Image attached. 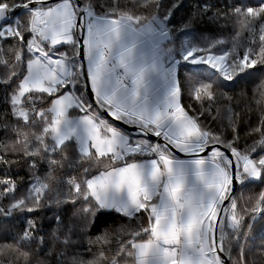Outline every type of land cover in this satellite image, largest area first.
I'll return each mask as SVG.
<instances>
[{
    "label": "snow or ice",
    "instance_id": "snow-or-ice-1",
    "mask_svg": "<svg viewBox=\"0 0 264 264\" xmlns=\"http://www.w3.org/2000/svg\"><path fill=\"white\" fill-rule=\"evenodd\" d=\"M180 7V0H0V87L10 90L0 132L15 135L12 152L19 146L33 172L48 165L23 196L11 177L0 179V218L80 205L73 213L80 224L55 237L60 250L33 260L21 244L38 224L26 219L15 242L0 243V256L9 253L0 264H249L244 244L264 220V188L247 197L236 191L264 185V76L247 105L258 106L259 122L243 144L237 98L227 90L264 71V0L231 6L237 28L224 48V40H181L190 20L175 25ZM185 94L199 109L184 105ZM221 116L230 135L202 121ZM7 156L0 142V164L9 165ZM65 185L67 194L59 191ZM102 212L120 220L93 238ZM77 227L87 252L95 245L98 254L75 249Z\"/></svg>",
    "mask_w": 264,
    "mask_h": 264
},
{
    "label": "trees",
    "instance_id": "trees-1",
    "mask_svg": "<svg viewBox=\"0 0 264 264\" xmlns=\"http://www.w3.org/2000/svg\"><path fill=\"white\" fill-rule=\"evenodd\" d=\"M128 0H121L122 4L127 3ZM165 4L168 0H164ZM237 0H180L181 7L176 11L174 16V23L177 27H180L183 22L190 20V27L186 30V34L182 35L181 40H190L194 43L210 42L214 40H224L228 43L221 45V48L228 47L235 34L237 28L236 17L231 14V6L236 3ZM255 2V0H252ZM204 5H209L211 10L204 14L201 12V8ZM219 13V15H217ZM179 34V33H178ZM6 69L0 66V74L4 73ZM178 74L181 80L185 79L189 73L187 67H181L178 69ZM264 76V71L256 72L247 81L241 82L235 88L228 89V95L237 98L232 101L234 110L239 113L236 118L240 126V134L242 137L241 144L244 142L245 133L249 131L250 128L257 126L259 122V108L257 105L252 104L249 109L247 105L249 104V97L252 95V90L254 89L256 83L259 79ZM10 90L0 87V113L7 112L9 110V103L7 99L8 92ZM242 93H247V95L242 97ZM183 103L185 106H191L192 109H199V104L194 100H191L187 94L183 98ZM215 115V112H213ZM203 123L211 125L212 128L225 131L226 135H230V129L228 128V122L221 116V118L213 121L210 117L202 118ZM256 134L248 137V143H251L253 139H256ZM16 137L11 132H0V142L7 146L9 165L0 164V179L5 177H11L17 186L16 196L26 195L31 183L33 182L34 175H39L43 177L48 172L47 164H40L38 170L33 172L29 169L28 163L25 159L19 155L22 149L16 146V153L12 152L13 142ZM66 170H59L55 172L56 176H65ZM264 185H260L258 182L251 184L248 188H239L236 195L239 197L241 193L247 197L249 194H258ZM57 188L54 186L53 191L49 193L50 196L55 197L57 194ZM59 191L63 194H67V186L59 188ZM7 203V201H5ZM243 203V201H241ZM80 205L65 204L60 207L52 205L51 207H44L37 213H17L9 218H0V243L8 241L15 242L21 235L26 219L37 220L38 229L36 232V237L31 241H25L21 244L24 250H27L31 254L33 260L40 259L44 257L47 250L55 248L57 251L60 250L63 245L55 239L59 237L60 240L68 234L69 227L78 226L80 224L79 218L75 217L73 213L79 208ZM59 216L60 220L57 221L56 217ZM120 218L115 213L102 212L98 214L95 224L91 227L89 235L93 238L102 233L106 228L114 226L119 222ZM75 240V249L80 250L86 254L87 258L98 254V247L93 245L91 247V252H87L88 244L87 238L84 237L82 233H79L78 227L73 235ZM240 243H243L241 241ZM114 250L115 244L111 246ZM245 248V259L252 264H264V254H262V249H264V220H257L253 225L251 233ZM105 253L110 257L111 252H109V246H104ZM239 245L234 242L232 255L234 258L238 257ZM9 253L5 251L4 256H0V259H4ZM18 255V254H17ZM23 261V258H20Z\"/></svg>",
    "mask_w": 264,
    "mask_h": 264
},
{
    "label": "water",
    "instance_id": "water-1",
    "mask_svg": "<svg viewBox=\"0 0 264 264\" xmlns=\"http://www.w3.org/2000/svg\"><path fill=\"white\" fill-rule=\"evenodd\" d=\"M238 190H239V188H237V191H238ZM237 191H236V192H237Z\"/></svg>",
    "mask_w": 264,
    "mask_h": 264
}]
</instances>
